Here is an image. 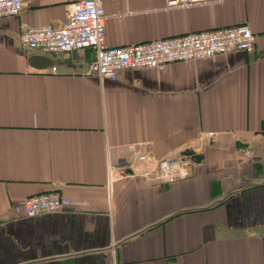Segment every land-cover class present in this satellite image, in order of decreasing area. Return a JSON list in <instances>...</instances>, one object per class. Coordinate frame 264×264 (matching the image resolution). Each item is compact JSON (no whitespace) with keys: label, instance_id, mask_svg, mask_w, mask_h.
Wrapping results in <instances>:
<instances>
[{"label":"crops","instance_id":"crops-1","mask_svg":"<svg viewBox=\"0 0 264 264\" xmlns=\"http://www.w3.org/2000/svg\"><path fill=\"white\" fill-rule=\"evenodd\" d=\"M73 1L25 0L19 16L0 20V264H264V0L178 9L103 0L109 47L239 25L256 37L253 52L116 81L89 73L93 50L22 45L28 28L66 24ZM33 56L55 65L34 68ZM211 132L190 179L109 177L130 146L149 155L140 172ZM48 192L72 206L17 215L15 205Z\"/></svg>","mask_w":264,"mask_h":264},{"label":"built area","instance_id":"built-area-1","mask_svg":"<svg viewBox=\"0 0 264 264\" xmlns=\"http://www.w3.org/2000/svg\"><path fill=\"white\" fill-rule=\"evenodd\" d=\"M221 1L166 0V5L167 8L178 9ZM24 6L25 0H0V20L19 16ZM106 21L103 0H74L69 7L66 24L61 27L48 25L28 28L21 35V43L28 50L39 51L45 55L93 50L96 61L90 66L89 73L101 81H116L123 71L163 72L168 66L179 62L195 63L235 52L255 50L256 37L249 25L192 32L123 47H109L106 45ZM213 138L215 134L208 133L201 138L198 146L187 150L202 154ZM129 149L133 152L131 159L118 166H109L111 181L117 175H139L147 181L169 184L190 179L196 166L190 157L180 153L161 159L153 168L139 172L140 166L149 162V155L139 151L136 146H130ZM247 156L251 158L252 153L248 151ZM71 206L72 202L60 193L48 192L28 198L15 205L14 210L20 217L35 218L44 214L62 213Z\"/></svg>","mask_w":264,"mask_h":264},{"label":"water","instance_id":"water-1","mask_svg":"<svg viewBox=\"0 0 264 264\" xmlns=\"http://www.w3.org/2000/svg\"><path fill=\"white\" fill-rule=\"evenodd\" d=\"M31 66L37 69H47L48 67L54 66L55 62L52 59L45 56H33L30 60ZM183 155L190 157L196 164H201L205 156L202 154H194L191 150L183 152ZM129 174H132L129 171Z\"/></svg>","mask_w":264,"mask_h":264}]
</instances>
